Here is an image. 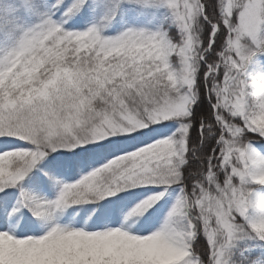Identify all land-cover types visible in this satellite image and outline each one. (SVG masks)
<instances>
[{
  "label": "snow or ice",
  "instance_id": "6c2138e0",
  "mask_svg": "<svg viewBox=\"0 0 264 264\" xmlns=\"http://www.w3.org/2000/svg\"><path fill=\"white\" fill-rule=\"evenodd\" d=\"M0 264H264V0H0Z\"/></svg>",
  "mask_w": 264,
  "mask_h": 264
}]
</instances>
